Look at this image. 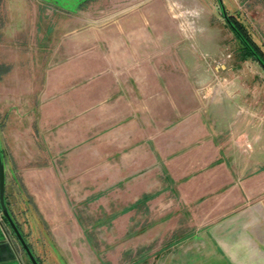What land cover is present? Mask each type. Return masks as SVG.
I'll list each match as a JSON object with an SVG mask.
<instances>
[{
	"label": "rangeland",
	"instance_id": "1",
	"mask_svg": "<svg viewBox=\"0 0 264 264\" xmlns=\"http://www.w3.org/2000/svg\"><path fill=\"white\" fill-rule=\"evenodd\" d=\"M223 6L264 50V0ZM125 32L159 43L116 76ZM239 43L217 0H0L6 200L40 264H228L229 221L264 236V68ZM198 109L217 156L205 196L188 171ZM0 234L30 264L1 209Z\"/></svg>",
	"mask_w": 264,
	"mask_h": 264
},
{
	"label": "crops",
	"instance_id": "2",
	"mask_svg": "<svg viewBox=\"0 0 264 264\" xmlns=\"http://www.w3.org/2000/svg\"><path fill=\"white\" fill-rule=\"evenodd\" d=\"M140 32L138 34L140 35L141 39L147 40L146 44L141 39L129 40L127 37L128 36L127 32H125L123 34V37H121V36L117 37V35H115V36L113 35L111 37V41H112V45H113L111 47L112 54H113V51L121 52L120 54L117 53L118 54L117 56L115 53V57H117L116 63H118V65H119L118 66L119 72L116 74V76L119 74L124 75L125 73H128L131 68H133L132 60H134V59H132V57L133 56L136 57L138 51L144 50V52H146L148 50L147 48L150 46L151 39H149L148 36L142 35ZM97 40H98V43H100L99 42V35L97 37ZM138 41H141V43H139ZM152 42L156 43V42H158V39L156 42H154V40L152 39ZM126 43L128 45H126ZM153 43H151V44H153ZM139 44H142V45H139ZM80 47H83L81 49V51H79V52L76 51L72 55V57H76V56L81 57L85 53L91 52V51H85L84 46H80V44H78V47L76 50H79ZM98 47H99V44H97L94 51ZM124 47L131 49V55L126 54L125 51L124 52L122 51ZM140 49H142V50H140ZM69 50H70V46L68 45L66 48V52H69ZM93 52H91V53H93ZM124 57H126L127 60H124ZM147 57H148V53L146 54L145 58H147ZM67 60H69V59H67ZM124 61H125V63H123ZM64 62H65V60H63L61 63H64ZM61 63H59L58 66H60ZM58 66H56V68ZM53 69H55V68H53ZM53 69L50 68V69L46 70L45 77L43 78L44 89L42 90V94L45 97V101H44V104H42V106L40 107L42 111L47 106V104L50 103V101L52 100L51 96H46V91L49 90L50 85H51V84H49L51 82L50 74H51V72L56 71ZM147 84L145 83V84H143V86H146ZM137 89L140 90V86ZM151 89L153 91H156L153 87ZM192 117H193V125H192L193 150L190 151V153L188 152L189 156L191 157V155H192V157H193V162L189 163V165H188L189 173L190 174L193 173V178L191 180V182L193 184V190L194 191L196 190L195 192L194 191L192 192V196H194V195L205 196V195H207V193H210V192H212V190L215 189L213 183L209 184V186L206 184H205V186L202 184L199 185V183H198L199 181L208 180L211 172H213L212 171L213 168H210L208 166L210 165V163L213 162L214 159L217 158V156H215L216 153L214 152L215 146H214V143L212 142V137H213V133H214V130L212 129L213 117L211 115H209L208 117H207V115H203L199 109L193 111ZM181 128L182 127L180 126L178 128H175V129H178L177 131L179 132ZM172 131H174L173 137L175 138L176 137V131L175 130H172ZM216 132H217V130H216ZM180 161L181 160L175 161V163L179 164L177 166V168H175V166H173V171H174L173 173H174L175 178L176 177L179 178L182 175V172H183L182 166H183V168L185 166L183 163H182L183 165L180 164ZM220 166H222V165H220ZM220 166H218V168ZM222 178L223 177H221V178L219 177L216 180L221 182ZM219 185H222V184H219ZM50 194L51 195L57 194V192L52 191ZM57 195H59V194H57ZM230 223L234 224L233 227H231V228L229 227V229L231 231L225 230L224 232L221 233V235L224 238L223 239L224 242L221 243V246L224 250L227 251L226 252L227 258L226 259L222 258L221 261L222 262L227 261L228 264H264V241H262V239H264V236H262V234H260L259 232L257 233V231L252 230L253 232H249V233L250 234L252 233L254 235H251L249 237L250 234H248V231H247L251 227L257 226L255 221L254 222L253 221L247 222V221H241V220L237 219V220H234L232 222L229 221V224ZM242 237H244V239H241ZM225 240H227V242H225ZM241 241H244V242H241ZM229 242L231 244L236 243V246L235 247L232 246ZM262 253H263V256H262ZM35 256H37V258L39 260L40 257L37 254H35ZM0 264H26L24 261V258L22 256H20V254L17 252L16 247L11 246L10 242L8 240L3 239L1 234H0Z\"/></svg>",
	"mask_w": 264,
	"mask_h": 264
},
{
	"label": "water",
	"instance_id": "3",
	"mask_svg": "<svg viewBox=\"0 0 264 264\" xmlns=\"http://www.w3.org/2000/svg\"><path fill=\"white\" fill-rule=\"evenodd\" d=\"M217 1H218V8L221 11V14L223 15V20L225 21V23H227V25L231 27L232 31L236 34V36H238L242 40V42H244L246 47L251 50V53L253 54L255 61L258 62L264 68V61H262L261 58L258 56V54L253 49L250 48L248 41L244 38V36L240 35V33L238 32V29L236 28V25L231 21L230 15H228L227 11L224 9L223 0H217ZM2 158H3V155L1 152V148H0V209H1L2 216L3 218H5V221L10 231H13L18 244L22 248L23 254L26 257H28L30 264H40V261L38 260L37 256H35L32 251L33 249L31 245L24 238L25 236L23 235V233L19 230L15 218L11 216L8 205H6V202H5V198H6L5 171L6 169H5V165L3 163Z\"/></svg>",
	"mask_w": 264,
	"mask_h": 264
},
{
	"label": "trees",
	"instance_id": "4",
	"mask_svg": "<svg viewBox=\"0 0 264 264\" xmlns=\"http://www.w3.org/2000/svg\"><path fill=\"white\" fill-rule=\"evenodd\" d=\"M230 19L236 25V28L238 29V32L240 33V35L244 36V38L248 41V44L250 45V48L253 49L258 54V56L261 58L262 61H264V50L262 48H260L259 45L255 44L254 40L249 35V32L247 31V28L245 26L237 23L236 20L233 18V16H230ZM231 31H232V29H231ZM232 33L234 34V36H236V34L233 31H232ZM236 38L240 42L239 45H240V49H241L242 56H243L242 58L244 59V58H248L249 57L251 60L255 61V59L253 57V54L251 53V50L246 47L244 42H242V40L238 36H236ZM2 155H3V152H2ZM3 158H4V155H3ZM3 158H2V160H3ZM6 198H5V202H6V205H8ZM8 208L10 210L9 212H10L11 216L14 218V216L12 214V211H11L12 209L10 208V205H8ZM15 220H16L17 225H18L19 224L18 220L16 218H15ZM18 228L21 231L19 225H18ZM21 232L23 233V231H21ZM23 235H24V233H23Z\"/></svg>",
	"mask_w": 264,
	"mask_h": 264
}]
</instances>
